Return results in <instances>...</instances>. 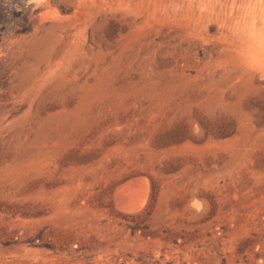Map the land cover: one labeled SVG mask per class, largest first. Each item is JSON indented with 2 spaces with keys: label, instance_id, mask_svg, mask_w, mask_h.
I'll return each instance as SVG.
<instances>
[{
  "label": "rangeland",
  "instance_id": "obj_1",
  "mask_svg": "<svg viewBox=\"0 0 264 264\" xmlns=\"http://www.w3.org/2000/svg\"><path fill=\"white\" fill-rule=\"evenodd\" d=\"M0 264H264V0H0Z\"/></svg>",
  "mask_w": 264,
  "mask_h": 264
},
{
  "label": "bare ground",
  "instance_id": "obj_2",
  "mask_svg": "<svg viewBox=\"0 0 264 264\" xmlns=\"http://www.w3.org/2000/svg\"><path fill=\"white\" fill-rule=\"evenodd\" d=\"M139 184V183H138ZM132 186V185H131ZM126 191V190H125ZM118 192V191H117ZM126 193V192H125ZM131 208V207H130ZM130 211V210H129Z\"/></svg>",
  "mask_w": 264,
  "mask_h": 264
},
{
  "label": "trees",
  "instance_id": "obj_3",
  "mask_svg": "<svg viewBox=\"0 0 264 264\" xmlns=\"http://www.w3.org/2000/svg\"><path fill=\"white\" fill-rule=\"evenodd\" d=\"M27 29H25L24 31H26Z\"/></svg>",
  "mask_w": 264,
  "mask_h": 264
}]
</instances>
